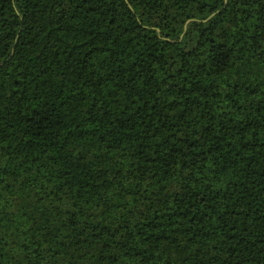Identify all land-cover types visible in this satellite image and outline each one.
I'll list each match as a JSON object with an SVG mask.
<instances>
[{
  "label": "trees",
  "instance_id": "1",
  "mask_svg": "<svg viewBox=\"0 0 264 264\" xmlns=\"http://www.w3.org/2000/svg\"><path fill=\"white\" fill-rule=\"evenodd\" d=\"M0 264H264V0H0Z\"/></svg>",
  "mask_w": 264,
  "mask_h": 264
}]
</instances>
